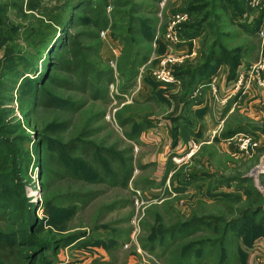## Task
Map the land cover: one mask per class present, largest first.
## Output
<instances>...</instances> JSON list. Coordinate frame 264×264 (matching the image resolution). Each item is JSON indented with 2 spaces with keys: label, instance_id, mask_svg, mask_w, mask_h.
Segmentation results:
<instances>
[{
  "label": "trees",
  "instance_id": "trees-1",
  "mask_svg": "<svg viewBox=\"0 0 264 264\" xmlns=\"http://www.w3.org/2000/svg\"><path fill=\"white\" fill-rule=\"evenodd\" d=\"M160 1L151 0V3ZM23 5V0L0 4V49L3 51L0 59V219L12 226L8 233H0V253L2 257H15L17 253L19 258H13V264H19V261L20 264H55L60 249L84 238L79 232H69L65 223L77 209L74 204H86V195L74 194L67 198L71 199L70 207L60 205L57 199H44L42 205L46 222L38 219L35 214L37 206L29 203L22 184L24 179L29 181L26 177L29 166L36 168L37 176L41 180L58 176L59 171L51 169L48 164L49 161H54L61 167L60 172L64 176L74 180L100 184L105 177L112 176L114 181L109 184L123 188L127 187L130 172L126 169L122 171L121 180L116 182V173L112 171L109 160L103 156V152L107 151L84 140L87 134L82 132L76 139L61 143L53 140L50 135L64 131L67 128L65 123L54 120L38 131L31 127L32 117L38 108L76 112L83 107L73 96L64 98L56 94L55 90L81 94L90 92L92 100L105 97L108 85L113 82L112 69L100 57V32L105 30L121 46L117 69L125 82L120 87L121 94H124L135 82L140 68L150 59L149 48L154 39L157 19L155 12H151L154 6L142 5L132 0H55L51 11L45 4L36 1L27 2L25 10ZM182 5L175 14H185L188 20L178 26L179 37L183 42H191L203 36L205 46L195 65L191 66L187 60L173 71L174 77L183 82V93L189 95L200 83L214 76L221 66H228L230 78H235L236 69L250 53V47L243 43L247 44L249 40L256 39L264 25V8L259 9L258 14L250 21V15L255 11L247 6V0H183ZM208 6L220 8L226 14L229 11L233 20L236 17L242 20L237 25L240 33L244 35L241 43L233 48L224 44L222 38L228 39L231 34L217 31ZM7 8L17 9L25 17L34 16L26 14L25 11H36L43 16L36 21V25H10L5 17ZM107 8H110L109 13ZM148 9L150 10L146 11ZM53 11L58 13L52 14ZM78 11L82 14L79 15ZM72 28H78L79 31L71 35ZM209 37H213V40L207 43ZM163 50L164 47L160 45L159 54ZM56 71L59 73L55 74ZM145 82L153 89L157 88V84L146 78ZM162 93L153 92L151 98L168 104ZM14 98L18 103L21 120H8L13 110L6 108V105ZM120 115L116 119L121 127L126 124L132 126L131 134L125 136L130 141L137 142L141 133L152 126L148 118L150 115L139 118V121L134 116L125 120ZM29 130L35 135V139ZM244 130L225 129L219 137H214V142L232 138ZM89 157L94 164L99 163V166L96 167L87 160ZM177 177L175 172L172 178L174 180ZM194 178L195 175H191L189 179L184 178V187L194 181ZM226 182L230 184L233 180ZM249 182L245 178L239 179V190L244 191L245 198L255 199L262 204L264 197ZM215 183L212 190L225 186L221 181ZM224 197L241 199L239 195ZM217 225L221 228V240L213 241L211 245H207L206 240L189 241L182 245L174 262L184 264L191 255L200 258L206 246H209L208 250H212L211 248L220 243L218 264H225L229 253L224 243L229 241V236L249 248L255 240L264 239V211L261 207H246L238 211L236 219L229 222L214 216L192 217L167 231L172 237L191 235L200 229ZM164 233L159 235L162 242ZM47 254L52 261L45 259ZM237 258L239 264H246V254L240 247Z\"/></svg>",
  "mask_w": 264,
  "mask_h": 264
},
{
  "label": "rangeland",
  "instance_id": "rangeland-1",
  "mask_svg": "<svg viewBox=\"0 0 264 264\" xmlns=\"http://www.w3.org/2000/svg\"><path fill=\"white\" fill-rule=\"evenodd\" d=\"M12 1L14 0H0V4L4 5L8 2L12 3ZM132 1L154 6H151V12H155L157 24L154 39L150 44L151 48H149L151 49L150 59L145 66L140 68L131 88L124 94L120 92L121 85L125 84L117 69L121 46L117 42L118 48L113 46L110 32L105 30L103 34L100 32L102 41L100 57L113 71V82L108 85L105 97L92 100L90 92L81 94L55 90L56 94L64 98L69 95L73 96L75 100L83 104V107L76 112L38 108L32 117L31 127L38 131L54 120L65 123L67 128L64 131L50 135L53 140L61 143L76 139L82 132L87 134L86 137L84 136V140L107 151L103 152V156L109 160L112 171L116 173V182L121 180L122 171L126 169L130 172L127 187L123 188L113 187L109 184L114 181L112 176L105 177L104 182L100 184L74 180L64 176L63 172H60L61 167L54 161H49L48 164L51 169L59 171L58 176L41 180L37 176L36 168L33 165L29 166L26 174L29 181L24 179L22 184L29 203L37 206L35 214L38 219L46 220L42 205L44 199L49 201L57 199V203L60 205L70 207L71 199L67 198L74 194L86 195V204H74L77 209L65 223L69 232H79L84 235V238L76 244L60 249L55 264H63L59 255L65 250L69 256L72 253L70 251H73L72 255L75 254V257L92 260L91 264H177L174 260L185 243L206 240L207 245H211L210 243L219 241L222 237L219 225L200 229L191 235L172 237L168 231L176 228L178 224L185 223L192 217L202 216L221 217V220L229 222L236 219L238 211L246 207L253 209L261 207L264 211V201L261 204L255 199L245 198L244 191L239 190L237 186L239 179H248L250 180L249 185L264 197V96L261 94L252 96L251 100H244L238 108L222 117L224 121L220 126L224 130L245 129L233 136L236 137L235 141H228L230 138L219 139L216 142L217 148L212 144L207 145L199 142L200 146L192 157L186 158L189 151L178 156L177 159L181 160L180 163L174 162L173 154L175 152L172 148L164 150L152 140H145L146 142L141 143L139 140L133 142L125 137L127 134H131L132 126L126 124L125 127H121L116 119L118 114H121L120 117L125 120L129 116H134L137 121L146 115L162 116V119L167 116L168 104L159 103L151 98L150 85L145 82V78L158 84L154 81L152 73L158 69L160 61L166 56L163 52L159 54L158 49L160 45L167 43H163L161 38L157 41L155 39L157 34L165 33L172 15L183 7V0H161L156 4H152L151 0ZM43 4L51 11L54 8L55 0ZM262 7L264 8V0ZM7 9L5 17L10 25H36L38 23L36 21L43 16L36 11H25L28 15H34L33 18L25 17L17 9ZM207 9L211 10L210 13L213 14L211 20L217 31L226 33V35L231 34L228 39L222 38L224 44L233 48L241 43L244 35L240 33L237 25L242 20H238L240 18L237 17L236 20H233L229 11L226 14L220 8L208 6ZM253 11L255 12L250 15V21L260 10ZM109 12L110 8H107V13ZM57 13L53 11L52 14ZM78 13L82 14L81 11ZM77 31H79L78 28H72L70 34H76ZM207 39V43H209L213 37ZM203 43V36L196 40L199 51L194 60H189L191 66L195 65L200 54H203L205 48ZM263 43L264 35L260 36L259 34L256 39L249 40L247 44L243 43L244 46L250 47L249 56L245 59V62H249L247 65L257 63L260 58H264L262 55ZM2 55L3 51L0 49V59ZM110 61H114V63L110 65ZM179 65L170 66L169 69L174 70ZM54 73L58 74L59 72ZM139 79H141V83L137 84ZM6 108L13 110L8 120L22 119L16 98L7 104ZM153 119L149 121H156L157 118ZM210 123V130H213L215 125H219V120L216 122V118H212ZM31 136L35 139V135L31 133ZM240 138L248 140L249 147L246 151L239 148L242 143L238 140ZM212 142H214V138ZM228 142L229 144H227ZM161 158L162 161L159 162ZM87 160L94 166H99V163L94 164L90 157ZM172 168H176L177 179H172L171 182L163 179V176L161 179V175H164L166 171L169 172ZM189 175H195L194 181H190V184L184 187V178L189 179ZM229 180H233V182L230 184L226 182ZM216 181H221L225 186L212 190L211 187ZM176 190L181 192H176ZM225 195H239L241 199L225 198ZM11 227L7 221L0 219V233H8ZM46 228L44 225V229ZM161 232H165L163 242L159 238ZM228 240L224 246L229 256L224 263L239 264L237 250L240 247L246 254V264H252V248L243 246L236 238L229 236ZM258 240L260 238L255 240L254 244ZM218 245L220 243L211 248L212 250H208L209 246H206L200 258L191 255L184 264H218ZM258 248L264 254V247L259 245ZM15 255V257L13 255H3L2 257L0 253V264H13L12 262L19 258L17 253ZM45 257L52 261L50 255L47 254Z\"/></svg>",
  "mask_w": 264,
  "mask_h": 264
},
{
  "label": "crops",
  "instance_id": "crops-1",
  "mask_svg": "<svg viewBox=\"0 0 264 264\" xmlns=\"http://www.w3.org/2000/svg\"><path fill=\"white\" fill-rule=\"evenodd\" d=\"M29 1H36L43 4L50 0H23L24 6ZM198 39L199 38L194 39L191 42H182L175 47L163 44V53L179 56L183 58V62L184 60H194V57L198 55L199 51L196 46V40ZM111 43L118 48L116 42L112 41ZM246 62L244 60L236 69L235 78H230L228 66H221L214 76L205 80L204 83H200L189 95L183 93V82L177 78L180 85L157 84L156 89L149 86L151 95L156 91L163 92V96L168 101L167 116L162 119V116L154 117L150 115L148 117L149 119H157L156 121L150 122L152 126L141 133L138 139L139 142L144 143L146 142L145 140H152L155 144L163 147L164 150L172 148L175 152L173 158H178L181 154H186L191 142L197 144L202 142V144L207 145L212 144L217 148L216 143L212 142V140L214 137L219 136V133L224 130L220 126L224 121L222 117L226 113H231L235 108H238L240 103L244 102V100H251L252 96H258V93L260 94L255 84L247 78L244 79L238 91L235 89L238 77L244 74L246 66L249 63L248 61ZM137 81V84L141 83V79ZM212 118H216V122L219 120V125H215L213 130H210V119ZM153 133H156V135H153ZM160 161H162V158L159 159V162ZM175 169L172 168V171L170 170L169 172L164 171L165 173L163 172L164 175H161V179L163 176V179L171 182L173 179L172 176L176 172ZM154 180L156 181V179ZM254 243L251 248L259 245L264 247L263 238L256 241V244ZM70 252L73 253V251ZM72 253H70V256L67 254V250L60 253L59 257L63 264H91L92 260H86V258L83 257H75L76 255H72Z\"/></svg>",
  "mask_w": 264,
  "mask_h": 264
},
{
  "label": "built area",
  "instance_id": "built-area-1",
  "mask_svg": "<svg viewBox=\"0 0 264 264\" xmlns=\"http://www.w3.org/2000/svg\"><path fill=\"white\" fill-rule=\"evenodd\" d=\"M262 2L263 0H249L247 6L251 10H257L262 7ZM187 20L188 17L185 14H179V13L173 14L170 22L168 23L165 33L162 35L157 34L155 40L157 41L161 38L164 43H167L169 46L172 47L180 45L183 41L179 37L178 26ZM101 33L103 34V32ZM259 35L260 36L264 35V25L261 28ZM114 61H110V65H112ZM182 62H183V58L179 56H175L173 54H166V56H164V58L160 61L158 69L154 73H152V77L154 81L160 85H168V84L180 85V82L173 75V70L169 69V67L174 65H179ZM245 78L251 80L255 84L256 88L259 90L260 94L264 96V58H260V60L257 63L249 64L246 66V70L244 74H241L237 79L235 86L236 91L239 90ZM235 139L236 137H232L228 141H235ZM238 140L242 142L239 145V148L241 150L246 151L247 147H249L247 143L248 140L241 138ZM227 144H229V142ZM199 146H200L199 144L195 142H191L188 146L189 153L186 155V158L192 157L193 154L199 148ZM251 147H253V145H251ZM180 161H181L180 159L174 158L175 163H180ZM258 247L259 246L257 247L254 246L251 249L252 264H264V254L261 251V249H259Z\"/></svg>",
  "mask_w": 264,
  "mask_h": 264
}]
</instances>
